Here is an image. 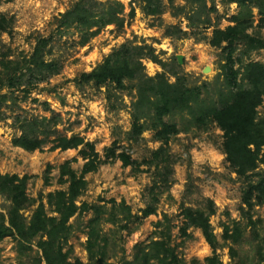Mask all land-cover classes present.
I'll use <instances>...</instances> for the list:
<instances>
[{
  "label": "rangeland",
  "instance_id": "1",
  "mask_svg": "<svg viewBox=\"0 0 264 264\" xmlns=\"http://www.w3.org/2000/svg\"><path fill=\"white\" fill-rule=\"evenodd\" d=\"M76 3L89 5L95 13L123 25L93 27L91 32L95 34L91 36L90 31L63 18ZM149 8L156 12L150 14ZM238 11L237 4L226 0H0V18L4 17L6 26V31L0 32V63L12 71L13 80L8 87L10 81L0 64V173L28 176L26 194L35 203L21 212L26 220L40 201L47 215L53 216L47 195L67 188L59 183L61 164L76 159L71 167L79 175L85 163L79 149L51 151L46 147L27 152L13 146V138L21 134L27 120L54 117L58 135L82 137L94 145L102 160L112 148L116 154L125 153L145 162L137 171L134 165L125 167L121 161L110 159L85 175L86 188L77 200L78 206L87 203L110 212L111 200L124 202L132 219L140 217L148 204L156 210L154 215L127 226L120 211L117 225L105 222L108 214L100 216L99 228L107 239L106 262H131L140 246L169 229L170 246L182 264H205L212 249L200 230L189 227L183 231L182 211L204 208L211 201L216 212L210 217V225L219 244L216 254L220 263L259 264V241L254 232L260 242L264 240V205L252 210L253 218L260 220L255 231L247 228L238 243H224L225 226L232 227L238 221L244 224L240 210L247 180L238 177L227 162L222 150L223 132L217 124L208 119L199 125L195 120L201 110L223 106L236 91L225 77L227 42L213 47L210 40L214 29L234 25L232 18ZM107 12L114 15L109 18ZM252 15V27L246 33L264 41V27L254 7ZM42 40L47 43L41 55L33 58L36 64L27 63ZM232 46L234 68L240 72L237 83L246 88L241 73L250 62L264 65V48L248 50L242 41ZM119 50L140 61L142 80L154 79L156 85V77L161 75L170 86L179 82L198 91L196 102L189 108L171 109L163 117V122L177 128L168 140L156 137L160 126L153 105L137 104L139 79L125 80L123 88L109 82L97 86L79 81L81 74L96 69ZM41 60L54 64L55 69H43ZM151 100L156 101L153 97ZM257 111L264 116V101ZM134 117L141 128L137 135L133 134ZM156 151H161L158 169L153 160ZM259 158L256 172L264 176V148ZM157 171L160 176H155ZM45 176L49 178L47 183ZM9 205L0 195V213H6ZM94 218L89 211L69 220L72 231L65 250H69L71 261L88 263L86 240ZM158 222L163 226L156 227ZM36 242L22 245L13 236L5 237L0 241V264H33L40 256ZM231 247L236 252L234 257Z\"/></svg>",
  "mask_w": 264,
  "mask_h": 264
},
{
  "label": "trees",
  "instance_id": "2",
  "mask_svg": "<svg viewBox=\"0 0 264 264\" xmlns=\"http://www.w3.org/2000/svg\"><path fill=\"white\" fill-rule=\"evenodd\" d=\"M228 3H235L239 9L238 14L234 16L233 26L227 27L225 30L214 29L210 44L213 47H220L222 43L227 42L228 52L225 57V77L230 86H235L236 91L232 93L229 101L225 102L219 108H210L209 110H201L196 116L197 124L203 125L208 119L213 120L218 128L223 132L222 150L226 156V160L232 168L233 172L240 178L247 180L246 187L242 192L241 219L244 221L233 222L232 227L225 226L222 239L225 242L231 241L233 244L238 243L243 236V231L247 228L256 230L259 219H254L252 210L255 207L264 205V176H260L256 170L260 161L259 155L264 148V116H259L257 109L264 101V65L258 62H250L245 65L241 73L240 80L246 84V88L237 83L239 70L235 69L234 53L235 48L232 46L236 41L247 43L248 50H256L264 48V41L251 37L246 31L253 24V7L257 9L261 27H264V0H226ZM150 7V6H148ZM153 14L155 9H148ZM246 13V14H245ZM245 14V15H244ZM109 18L114 14L107 12ZM66 21L72 20L76 26L86 31H90V35L95 33L91 29L103 28L109 24L122 27V22L113 20L104 15H99L92 10V7L86 4L76 3L71 10L63 15ZM116 23V24H115ZM5 19L0 18V32H5ZM47 41L42 40L37 44L34 54L29 58V64H36L34 57L40 56L43 47ZM122 50L114 52L108 56L101 65L89 73L80 75L81 83H94L102 86L106 83H114L117 87L123 88L125 80H140L138 88L137 104L153 105L154 116L160 128L156 131V137L160 140H168L171 135L177 133L175 124H167L162 121L163 117L169 113L171 109H187L191 103L196 102L198 91L184 86L178 82L177 85L170 86L164 80L163 76L156 77V85L154 79L147 78L142 80L139 71L142 68L139 60L134 61ZM33 60V61H32ZM32 62V63H31ZM1 64V63H0ZM10 64V63H9ZM41 65L50 71L55 69L54 64L45 63L41 60ZM5 71L7 79L10 81L8 87H12L10 79L12 71L8 69L6 64H1ZM152 97L156 101H152ZM137 118L134 117L133 134L137 135L141 128L136 124ZM57 120L52 118H41L27 120L18 137L12 140L13 146L27 152L42 151L48 147L49 150H77L82 160L85 161L81 173L78 175L72 169L71 164L76 159L65 161L59 166V183L66 184V190L51 192L47 195V204L52 208L53 216L47 215L44 204L40 201L30 219L27 221L22 215V211L32 206L35 200L29 198L26 194L28 176L19 177L18 175H9L0 173V195L4 196L10 203L6 213H0V241L5 237L13 236L22 245H30L37 239L35 243L40 256L35 259L33 264H83L79 260H70L69 250H65L66 242L71 234L72 225L69 220L76 214H82L92 211L95 218L89 224V230L86 240V252L88 255V263L86 264H111L106 262V246L107 239L101 234L99 228L100 216L108 214L105 222L117 225L119 223L118 211L124 215L125 225L136 220H142L150 215H154L156 210L153 205H147L142 211L140 217L131 214L130 209L124 205V202L117 204L111 200L112 208L110 212L102 206H94L87 203L77 205L78 198L83 194L86 188L85 175L94 172L102 164L110 159L119 160L123 166H135L139 171V167L145 162L133 160L130 155L125 153L116 154L114 149H109L102 160L95 152L94 145L86 142L80 136H62L58 135L54 129ZM161 151L154 152L156 160L155 169L161 161L159 156ZM164 162L168 163L165 159ZM146 165L147 162H146ZM165 167H168L167 165ZM47 168L46 173L49 172ZM160 176L159 171L155 176ZM256 177L257 180L253 178ZM45 176L44 181L48 182ZM163 182H166L164 180ZM162 182V183H163ZM157 182L154 183V186ZM157 203L156 198L152 199ZM215 206L213 202L208 201L204 208H186L182 211L185 227L183 231L189 227L196 228L201 231L207 244L212 249V255L205 258V264H221L216 254L219 246L217 238L213 233L210 225V217L215 214ZM164 219H166L164 217ZM126 226H121L125 229ZM163 226V223H156V227ZM169 229L166 232H159L157 239H150L144 246H140L135 253L131 262L124 264H182L183 261L177 258L175 248L170 246ZM255 239L259 241V261L264 262V246L261 245L260 237L254 232ZM230 255H236L235 250L230 248Z\"/></svg>",
  "mask_w": 264,
  "mask_h": 264
}]
</instances>
